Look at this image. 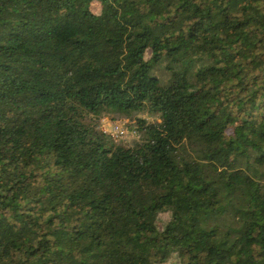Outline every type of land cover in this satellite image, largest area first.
<instances>
[{"label": "trees", "instance_id": "16d2710c", "mask_svg": "<svg viewBox=\"0 0 264 264\" xmlns=\"http://www.w3.org/2000/svg\"><path fill=\"white\" fill-rule=\"evenodd\" d=\"M171 260L264 264V0H0V264Z\"/></svg>", "mask_w": 264, "mask_h": 264}, {"label": "rangeland", "instance_id": "374dc122", "mask_svg": "<svg viewBox=\"0 0 264 264\" xmlns=\"http://www.w3.org/2000/svg\"><path fill=\"white\" fill-rule=\"evenodd\" d=\"M137 117L145 118L147 121H154L156 117L148 112H141ZM120 125L121 132L113 137L116 143L128 145L139 138V132L136 130V125L133 120L127 117H118L112 112H106L100 119L99 128L105 130L107 133L111 131L114 125ZM166 218V214L160 215V222ZM165 264H175L173 260Z\"/></svg>", "mask_w": 264, "mask_h": 264}, {"label": "built area", "instance_id": "2783aa9c", "mask_svg": "<svg viewBox=\"0 0 264 264\" xmlns=\"http://www.w3.org/2000/svg\"><path fill=\"white\" fill-rule=\"evenodd\" d=\"M103 131L106 132L105 130ZM119 132H121L120 125L116 124L111 128V131H109L108 133L111 134L112 137H115Z\"/></svg>", "mask_w": 264, "mask_h": 264}]
</instances>
